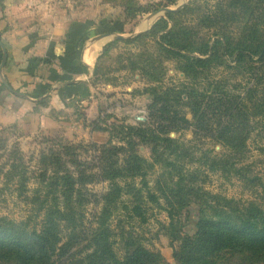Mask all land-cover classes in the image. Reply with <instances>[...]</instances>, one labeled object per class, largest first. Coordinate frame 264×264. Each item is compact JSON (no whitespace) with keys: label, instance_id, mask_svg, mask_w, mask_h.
<instances>
[{"label":"trees","instance_id":"obj_1","mask_svg":"<svg viewBox=\"0 0 264 264\" xmlns=\"http://www.w3.org/2000/svg\"><path fill=\"white\" fill-rule=\"evenodd\" d=\"M193 1L164 13L146 31L113 40L140 48L128 61L145 80L141 92L150 97L145 121L111 125L117 144L109 139L77 149L56 143L57 149L41 151L29 176L22 161L9 165L6 183L15 182L17 196L40 221L31 225L32 215L18 221L0 216V264H264V207L210 194L195 184L199 170L188 171L182 162L201 160L209 170L264 187L236 159L245 154L255 122L264 123V0H216L208 9ZM175 3L128 1L125 19ZM2 55L0 49V62ZM165 60L176 62L183 80L164 83ZM216 67L229 72L214 79ZM2 98L13 111L23 100L7 88ZM186 129L197 138H213L228 152L197 155L190 142L170 136ZM141 144L149 147L152 161L138 153ZM156 165L163 170L159 177L168 176L164 184L155 182V192L146 177ZM32 178L36 185L29 187ZM102 182L107 186L99 192L87 189ZM90 202L95 209L86 217ZM149 203L167 212L164 229L172 246L179 242L172 262L149 249L135 228L147 223Z\"/></svg>","mask_w":264,"mask_h":264},{"label":"rangeland","instance_id":"obj_2","mask_svg":"<svg viewBox=\"0 0 264 264\" xmlns=\"http://www.w3.org/2000/svg\"><path fill=\"white\" fill-rule=\"evenodd\" d=\"M112 1L117 4L118 11L121 9L124 12L125 17L124 10L127 7L128 1L134 3L135 6L150 3L154 5L167 3V0ZM189 1L176 0L174 5H169L168 7L171 9H175L179 5L183 7ZM193 2L199 7L207 5L208 9V7L214 5L216 0H194ZM162 8L163 6L157 8V10ZM157 10L137 15L135 19L128 20L131 22L137 21V23H145L147 17L150 16L151 20L153 19V22H155L164 16L163 12L152 16V13ZM137 28L135 27L136 30H138ZM115 29L116 31L110 33L112 35L111 40L116 39L114 37L118 33V28ZM122 34L126 36L130 33ZM149 45L148 49L153 51L155 48L153 43ZM139 50V47H135L132 44L126 45L123 42L112 41L108 52L99 59L98 56L95 62L94 69L97 68V65L103 68L101 71L102 74L99 72L98 76L93 80V83L90 82L95 89L93 92L94 98L89 96L92 94L89 93L91 91L81 93L78 101L73 103L69 102L68 105L66 104V110H57L49 106L45 107L39 101V106L45 109L40 110V112L39 110L36 111L38 113L29 123H27L26 118V125L24 127L18 122L9 125L0 122V145L5 144L3 148H0V168L3 171L0 174V216H6L7 218L18 221L32 215L30 217L31 225H38L40 221L39 217L31 214L29 204L17 196L18 190L15 188V182L6 183L7 180L3 174L9 169V165L13 161H22L28 168L26 175L29 176L38 167L41 151H46L51 147L57 149L56 143L58 145L69 143L77 149L86 147L91 142L103 144L108 142L109 139H112L111 142L113 144H117L118 139L112 136L111 125L127 124L137 126L139 122L146 120L147 108L151 101L149 95L141 92V89L145 86V80L142 78L139 70H131L129 68L128 61V58ZM163 66L166 69L163 79L166 85L183 80V74L174 60H165ZM94 69L91 80L94 79ZM228 72L224 67H216L212 70L210 76L216 79L224 74L226 75ZM239 79L237 77L233 81H238ZM244 82L245 80H243ZM44 100L47 103L45 98ZM41 111L45 112L43 113ZM186 113L187 117L190 118V113L188 111ZM170 136L186 143L190 142L188 144L192 145L191 151L196 152L197 155L205 150H209L212 154L228 152L223 145L213 138L195 137L191 129L171 132ZM246 145L245 154L243 153L237 156L236 159L239 164L249 165L248 175H256L261 181H264V123L262 125L259 122H255L254 130ZM137 148L139 154L152 161L148 146L141 144ZM15 149L17 152H15ZM77 152L79 153V151ZM200 161L188 158L182 160L186 170L188 169V171L190 170L192 172L199 170L195 184L203 190L213 195L217 194L221 197L233 198L241 202L247 203L250 200L255 201L264 207V187L261 184L244 181L233 175H225L220 170H209ZM162 171V168L156 165L147 174L146 179L152 187L154 186V191L155 182L160 179V184H164L163 178H167L168 176V173H165L162 177H159ZM35 185V179H30L29 187ZM106 186V182L92 183L87 185V189L91 192H99ZM159 190L158 195L161 193ZM161 203L165 205L163 199H161ZM148 205L149 218L147 223L141 227L135 224V228L139 231L143 243L149 249L158 251L165 261L172 262L173 246H178L179 242H175L172 246L171 238L168 236L167 230L164 229L168 226L169 222L167 212L153 203H149ZM94 209L95 205L92 202L86 204L84 209L87 215L86 217H90Z\"/></svg>","mask_w":264,"mask_h":264},{"label":"crops","instance_id":"obj_3","mask_svg":"<svg viewBox=\"0 0 264 264\" xmlns=\"http://www.w3.org/2000/svg\"><path fill=\"white\" fill-rule=\"evenodd\" d=\"M121 11L112 0H0V43L7 55L0 62V122L24 127L26 118L29 123L45 109L39 106L44 98L45 107L57 110L86 91L94 98L91 75L113 41L110 33L118 28L116 35L131 37L154 23L150 16L145 23L126 21ZM6 88L23 99L16 111L2 98Z\"/></svg>","mask_w":264,"mask_h":264},{"label":"water","instance_id":"obj_4","mask_svg":"<svg viewBox=\"0 0 264 264\" xmlns=\"http://www.w3.org/2000/svg\"><path fill=\"white\" fill-rule=\"evenodd\" d=\"M181 6L179 5L178 7H176L175 9H178V8H180ZM171 10H174V9H171V8H169V7H164V8H162V9H160V10H157V11H154L153 13H152V16H154V15H156V14H158L159 12H163V13H166V12H169V11H171ZM114 38H116V39H123V38H125L124 36H121V35H116ZM0 45H1V47H2V51H3V58H2V63H1V65L3 66L4 65V63H5V58H6V53H5V49L3 48V45L0 43Z\"/></svg>","mask_w":264,"mask_h":264}]
</instances>
